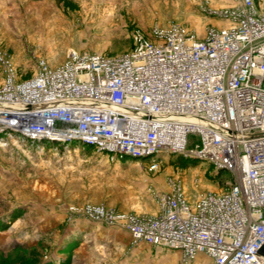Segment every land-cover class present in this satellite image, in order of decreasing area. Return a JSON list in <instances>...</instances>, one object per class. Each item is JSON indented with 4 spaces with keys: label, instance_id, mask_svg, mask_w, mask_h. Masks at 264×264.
I'll use <instances>...</instances> for the list:
<instances>
[{
    "label": "built area",
    "instance_id": "obj_1",
    "mask_svg": "<svg viewBox=\"0 0 264 264\" xmlns=\"http://www.w3.org/2000/svg\"><path fill=\"white\" fill-rule=\"evenodd\" d=\"M235 1L202 38L155 25L135 32L122 55L69 50L58 66L39 60L24 80L0 53V136L87 146L151 173L169 154L227 173L224 188L199 194L194 207L169 180L154 192L155 214L74 212L125 231L133 246L178 252L184 264H264L254 254L264 242V9Z\"/></svg>",
    "mask_w": 264,
    "mask_h": 264
},
{
    "label": "rangeland",
    "instance_id": "obj_2",
    "mask_svg": "<svg viewBox=\"0 0 264 264\" xmlns=\"http://www.w3.org/2000/svg\"><path fill=\"white\" fill-rule=\"evenodd\" d=\"M235 2L0 0V53L24 80L39 60L58 66L69 50L122 55L135 32L155 25L179 24L202 38L222 24L218 11ZM255 2L264 8V0ZM3 79L0 67V86ZM104 156L87 146L0 136V264H161L162 254L134 247L125 231L92 223L74 209L152 215L154 192L166 191L169 180L181 183L192 207L199 194L225 186L224 175L185 155H162L153 173L135 160L108 163Z\"/></svg>",
    "mask_w": 264,
    "mask_h": 264
},
{
    "label": "crops",
    "instance_id": "obj_3",
    "mask_svg": "<svg viewBox=\"0 0 264 264\" xmlns=\"http://www.w3.org/2000/svg\"><path fill=\"white\" fill-rule=\"evenodd\" d=\"M256 5L258 6V8L264 9L263 7H260L257 3H256ZM156 212H157V207H156V211L154 213H156ZM125 236L127 237L128 241H129L128 243L131 244V241H130L128 234L125 233ZM142 246L151 248V247L146 246V245H139L136 247H142ZM152 250L156 251L158 254H162V256H160L161 258L159 259V262H161V264H184V263H182L181 256L178 252H162V251H159L158 249H154V248H152ZM187 264H213V263L204 256H198L194 261L187 263Z\"/></svg>",
    "mask_w": 264,
    "mask_h": 264
},
{
    "label": "water",
    "instance_id": "obj_4",
    "mask_svg": "<svg viewBox=\"0 0 264 264\" xmlns=\"http://www.w3.org/2000/svg\"><path fill=\"white\" fill-rule=\"evenodd\" d=\"M255 256L264 262V242L263 244L255 251Z\"/></svg>",
    "mask_w": 264,
    "mask_h": 264
},
{
    "label": "trees",
    "instance_id": "obj_5",
    "mask_svg": "<svg viewBox=\"0 0 264 264\" xmlns=\"http://www.w3.org/2000/svg\"><path fill=\"white\" fill-rule=\"evenodd\" d=\"M221 175H224L225 177H227L228 176V174L227 173H220Z\"/></svg>",
    "mask_w": 264,
    "mask_h": 264
}]
</instances>
